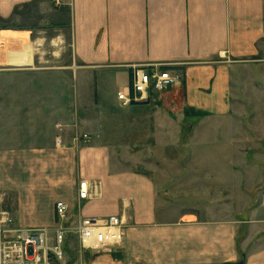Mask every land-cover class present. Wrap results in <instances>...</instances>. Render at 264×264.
<instances>
[{"label":"crops","instance_id":"obj_1","mask_svg":"<svg viewBox=\"0 0 264 264\" xmlns=\"http://www.w3.org/2000/svg\"><path fill=\"white\" fill-rule=\"evenodd\" d=\"M60 2L0 0V67L54 76L25 82L39 87L36 123L0 150L11 227H51L64 201L72 221H124L122 243L85 264H264V177L257 194L241 188L249 162L223 125L234 63L264 60V0ZM150 63L179 84L120 107L131 66Z\"/></svg>","mask_w":264,"mask_h":264},{"label":"rangeland","instance_id":"obj_2","mask_svg":"<svg viewBox=\"0 0 264 264\" xmlns=\"http://www.w3.org/2000/svg\"><path fill=\"white\" fill-rule=\"evenodd\" d=\"M234 65L235 69L231 71L230 83L231 118L226 119L223 123L225 131L228 128V133H230H227L225 137H227L228 142L241 144V148H243L240 151L241 163L249 162L248 167L242 165L239 168L243 178L241 188L244 189L248 185L247 183L254 181V191L257 194L263 186L262 177H264L263 55L238 61ZM41 69H43L41 66H37L32 71L8 66L0 67V150L11 148V145L20 144L23 141L25 132L29 131L32 124L36 123L33 117L37 115L35 112H38L37 110L42 105L38 101L37 89L39 87L24 86V84L30 81L37 83L40 78L54 77L41 74V72H45ZM173 88L175 86L164 92H168ZM58 106L54 103L49 106V113L52 115L59 113L57 111ZM188 125V122L183 124L185 129ZM182 138L184 139L185 136L183 135ZM9 215L11 216V214ZM68 243L67 258L71 263H78L80 258L77 252L78 244L73 234L68 235ZM112 250L85 252L83 256L90 257L95 262L99 260L102 253H111Z\"/></svg>","mask_w":264,"mask_h":264},{"label":"built area","instance_id":"obj_3","mask_svg":"<svg viewBox=\"0 0 264 264\" xmlns=\"http://www.w3.org/2000/svg\"><path fill=\"white\" fill-rule=\"evenodd\" d=\"M59 5L60 0H53ZM172 64L150 63L131 66L130 83L117 92L121 107L146 102L154 93H162L181 80ZM87 136L83 135L85 139ZM75 141L78 138L74 139ZM91 185L87 180L78 182L80 200L90 198ZM4 192L0 190V264H85L82 260L71 263L67 258L68 235L73 234L78 244L80 259L85 252H105L122 243L125 224L118 215L80 216L70 219L66 202L55 204V224L51 227L13 228L11 216L3 208Z\"/></svg>","mask_w":264,"mask_h":264}]
</instances>
